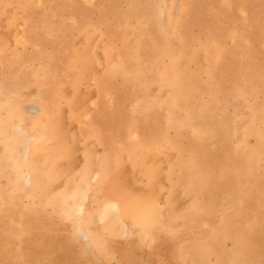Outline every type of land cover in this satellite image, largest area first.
Here are the masks:
<instances>
[{
    "label": "rangeland",
    "instance_id": "rangeland-1",
    "mask_svg": "<svg viewBox=\"0 0 264 264\" xmlns=\"http://www.w3.org/2000/svg\"><path fill=\"white\" fill-rule=\"evenodd\" d=\"M0 30V264H264V0H0Z\"/></svg>",
    "mask_w": 264,
    "mask_h": 264
},
{
    "label": "bare ground",
    "instance_id": "bare-ground-1",
    "mask_svg": "<svg viewBox=\"0 0 264 264\" xmlns=\"http://www.w3.org/2000/svg\"><path fill=\"white\" fill-rule=\"evenodd\" d=\"M36 2H38V1H36ZM136 2V1H135ZM19 3V2H18ZM39 3V2H38ZM42 3V2H41ZM136 4H138V3H136ZM21 5V4H20ZM37 5V4H36ZM22 6V5H21ZM31 6V5H30ZM29 6V7H30ZM40 6V5H39ZM38 7V6H37ZM133 7V6H132ZM23 8V7H22ZM35 8V7H34ZM100 8V7H99ZM63 9V8H62ZM70 9V8H69ZM13 10V9H12ZM23 10V9H22ZM129 12V11H128ZM18 13V12H17ZM174 14V13H173ZM10 17V16H9ZM101 17V16H100ZM99 17V18H100ZM110 17V16H109ZM4 19V18H3ZM18 20H19V18H17ZM83 19V18H82ZM6 20V19H5ZM126 20V19H125ZM87 22V21H86ZM117 22H118V19H117ZM21 23V22H20ZM22 24V23H21ZM48 24V23H47ZM88 24H90L89 22H88ZM165 24H167L166 22H165ZM45 25V24H44ZM72 25V24H71ZM86 25V24H85ZM84 25V26H85ZM170 25H172V24H170ZM84 26L82 27V28H84ZM101 25L99 24V27H100ZM117 26H118V24H117ZM124 26H125V24H124ZM25 27V26H24ZM87 27V26H86ZM85 27V29H87ZM89 27H91V26H89ZM97 27H98V25H97ZM96 27V28H97ZM115 27V26H114ZM63 28V27H62ZM101 28V27H100ZM22 29H24V28H22ZM44 29V28H43ZM139 29H142V27H140ZM168 29V28H167ZM171 29H172V27H171ZM21 30V29H20ZM30 30H32V29H30ZM46 30H47V28H46ZM97 30H99V29H97ZM126 30V29H125ZM4 31V30H3ZM25 31V30H24ZM23 31V32H24ZM82 31V30H81ZM85 30H83V32H84ZM89 31L91 32V31H93V29L92 30H90L89 29ZM88 31V32H89ZM0 32H2L1 30H0ZM22 32V30L20 31V33ZM29 32V31H28ZM57 32V31H56ZM167 32V31H166ZM5 33V32H4ZM3 33V34H4ZM15 33V32H14ZM60 33V32H59ZM147 33V32H146ZM168 33H170V32H168ZM13 34V33H12ZM90 34V33H89ZM6 35H7V33H6ZM22 35V34H21ZM21 35H19V37H20V39H23L24 37V35L22 36V38H21ZM163 35V34H162ZM1 36V35H0ZM3 36H5V34L3 35ZM8 36V35H7ZM7 36H5L6 37V43L7 42H10V40H11V38L9 37V39L7 38ZM88 35L86 34V37H87ZM4 37V38H5ZM19 37H18V39H19ZM111 37V36H110ZM165 38V37H164ZM19 39V40H20ZM86 39V38H85ZM95 39V38H94ZM4 39H3V37H1V39H0V43L3 41ZM9 40V41H8ZM83 40H84V38H83ZM93 40V39H92ZM167 40V39H166ZM24 41V42H23ZM22 42H21V40H20V42L22 43V44H26L27 42H26V40L24 39ZM99 42H101V41H99ZM11 43V42H10ZM86 43H88L87 41H86ZM247 43V42H246ZM7 44H9V43H7ZM77 44V43H76ZM95 44V43H94ZM96 44H97V41H96ZM159 44V43H158ZM79 45V44H78ZM98 45V44H97ZM36 47V46H35ZM92 47V46H91ZM97 47V46H96ZM39 48V47H38ZM81 48V47H80ZM37 49V48H36ZM94 50H95V48H93ZM92 49V50H93ZM97 49V48H96ZM104 49V48H103ZM111 49V48H110ZM109 49V50H110ZM111 51V52H110ZM109 52L110 53H113L112 52V50H110ZM204 51H206L207 52V49L205 50L204 49ZM98 52V51H97ZM136 52V51H135ZM94 53H95V51H94ZM94 53H91V54H94ZM110 53H108L107 55L110 57ZM115 53H117V52H115ZM4 54V53H3ZM96 55V54H95ZM114 55V54H113ZM113 55H112V57H113ZM115 56H118V54L117 55H115ZM136 56V55H135ZM49 57V56H48ZM93 57V56H92ZM119 57V56H118ZM132 57V56H131ZM111 58V57H110ZM126 58V57H125ZM101 59H103V58H101L100 57V59H99V61H101ZM95 60V59H94ZM135 60H137V59H135ZM74 61V60H73ZM118 61V59L116 60V62ZM115 62V61H114ZM99 63H101V64H103L102 62H99ZM21 64V63H20ZM75 64V63H74ZM97 64H98V62H97ZM122 64V63H121ZM121 64L119 63V65L121 66ZM100 65V64H99ZM110 65V64H109ZM112 65H113V63H112ZM101 66V65H100ZM133 66H136V62H135V64L133 65ZM8 61L7 60H5V62L3 63V76L5 75V77L8 79L9 78V76L10 75H8ZM29 67V66H28ZM102 67V66H101ZM206 67V66H205ZM25 68V67H24ZM27 68V67H26ZM115 68V67H114ZM121 68V67H120ZM130 68H132V67H130ZM104 69V68H103ZM111 69H112V66H111ZM134 69H135V67H134ZM22 70V69H21ZM96 71H98V70H96ZM96 71H95V73H96ZM133 71V70H132ZM167 71V70H166ZM99 72V71H98ZM103 71H101V73H102ZM90 75H92V71H91V74ZM131 75V74H130ZM96 77H97V75H95ZM113 76V75H112ZM38 77V76H37ZM36 78V77H35ZM100 79V78H99ZM4 81L6 80V79H3ZM68 80V79H67ZM93 79H91V81H92ZM136 81V80H135ZM90 82V81H89ZM94 82V81H93ZM2 83V82H1ZM5 83L6 82H3L2 84H0V95L2 94V93H7L12 87H11V85L9 84L8 86L7 85H5ZM37 85H41L42 83L41 82H39V81H37ZM91 83V82H90ZM89 83V84H90ZM8 84V83H7ZM137 84V83H136ZM43 85V84H42ZM91 85V84H90ZM135 85V84H134ZM93 86V85H92ZM121 86V85H120ZM133 89L135 88V87H132ZM62 89V88H61ZM94 89V88H93ZM17 90V87L15 86V91ZM57 90V89H56ZM55 90V91H56ZM139 89H137V91H136V94H138L137 92H139L138 91ZM140 91H142V89H140ZM92 91L90 90V93H91ZM241 92V91H240ZM89 93V94H90ZM135 93V92H134ZM170 93H171V91H170ZM44 94V93H43ZM92 94V93H91ZM90 94V95H91ZM45 95V94H44ZM84 95H86V94H84ZM166 96V95H165ZM37 97V96H36ZM35 97V99H37ZM89 97V96H88ZM87 97V98H88ZM83 98V97H82ZM3 99V98H2ZM13 99H14V97H13ZM15 100H17L16 98H15ZM88 100V99H87ZM86 100V101H87ZM94 100V99H93ZM12 101V100H11ZM11 101H8V99H3V100H0V105H2V106H4V107H6V108H8V107H10L11 108V106H13V103L11 102ZM37 101V100H36ZM44 101V102H43ZM89 101V100H88ZM84 102V101H83ZM82 102V103H83ZM16 103V102H15ZM19 103V102H18ZM42 111H44V112H49V110L47 109V103H46V100L45 99H43L42 98ZM137 103V102H136ZM9 104H11V106H9ZM74 104H76V101L74 100V101H71V110L73 111V110H76V108H74V107H72ZM139 104V103H138ZM18 105V104H17ZM19 106V105H18ZM17 106V107H18ZM122 106H123V104H122ZM20 107V106H19ZM64 107V106H63ZM83 107V106H82ZM82 107H79V109H81ZM139 107V106H138ZM64 108H66V107H64ZM64 108H63V110H64ZM86 108V107H85ZM159 109H161V108H159ZM158 109V110H159ZM58 110V109H57ZM59 110H61V109H59ZM82 110V109H81ZM90 110H92V109H90ZM11 111L12 112H14V113H18V114H20V113H22V111L19 109V108H11ZM24 111V110H23ZM68 111V110H67ZM83 111H84V109H83ZM87 111H89V109L87 110ZM87 111H85V113L87 112ZM51 113H53V112H51ZM57 113H59V111H56V112H54V114L56 115L55 116V119H57ZM81 113H83L82 111H81ZM168 113V112H167ZM215 113V112H214ZM60 114V113H59ZM67 114V113H66ZM65 114V115H66ZM88 115V114H87ZM87 115H85V117L87 116ZM243 115V114H242ZM14 116V115H13ZM13 116H11V117H13ZM28 116V115H27ZM67 116V115H66ZM70 116V115H69ZM89 117H90V114L88 115ZM244 116V115H243ZM41 117V116H40ZM43 117V116H42ZM84 117V116H83ZM238 117V116H237ZM21 118V117H20ZM28 118H29V116H28ZM69 118V117H68ZM71 118V117H70ZM170 118V117H169ZM172 118V117H171ZM24 119H25V117H24ZM31 119V118H30ZM29 119V120H30ZM42 120V124H43V129H44V131H43V134H39L38 133V131H37V137L40 135V136H42L39 140H41L42 141V144L44 143V142H48L49 140H50V132L51 131H53V128H55L54 127V121L53 120H51V118H50V116H49V119L47 118V120L46 121H43V118L41 119ZM67 120H69V119H67L66 118V120L65 121H67ZM84 121H85V119H83ZM235 120V119H234ZM233 120V121H234ZM19 121V120H18ZM64 121V122H65ZM167 121V120H166ZM16 122V121H15ZM25 122H27V121H25ZM56 122H57V120H56ZM59 122H60V120H59ZM135 122H137V121H135ZM167 123V122H166ZM32 124V125H31ZM31 124H30V128L32 129L33 128V126L35 125V124H37V123H35V120H33L32 119V121H31ZM11 125V124H10ZM14 125V124H13ZM12 125V126H13ZM22 125V124H21ZM38 125H41V121H40V123H38ZM61 125V124H60ZM60 125H58V126H60ZM89 125V124H88ZM175 125H176V123H175ZM23 126V125H22ZM22 126H20L19 127V129L20 130H25V133H26V131H29V129H28V127H26V128H23ZM62 127V126H61ZM132 128H133V126H131ZM74 128V127H73ZM135 128V127H134ZM18 129V128H17ZM16 129V130H17ZM56 129V128H55ZM58 129V128H57ZM96 129V128H95ZM131 129V128H130ZM6 130V129H5ZM33 130V129H32ZM31 130V131H32ZM73 130V129H72ZM15 131V130H14ZM56 131V130H55ZM74 131V130H73ZM75 131H76V129H75ZM133 131H135L136 132V130H133ZM4 132H6V131H4ZM131 133H133V132H131ZM195 133V132H194ZM235 133V132H234ZM18 134V133H17ZM35 134H36V132H35ZM78 134V133H77ZM202 134V133H201ZM74 136V135H73ZM133 136V135H132ZM132 136H131V138H132ZM30 137H32V136H30ZM29 137V138H30ZM34 137V136H33ZM36 137V138H37ZM75 137V136H74ZM134 137V136H133ZM57 138V137H56ZM138 138V137H137ZM19 140H21V139H19ZM137 140V139H136ZM36 141V140H35ZM57 141V140H56ZM147 141V140H146ZM18 142V141H17ZM22 142H23V140H22ZM22 142H20V143H22ZM28 143V142H27ZM34 143V142H33ZM23 145V144H22ZM25 145H27V144H25ZM54 145V144H53ZM20 147V146H19ZM28 147V146H27ZM40 147V146H39ZM52 147V146H51ZM25 148V147H24ZM34 148V147H33ZM180 148V147H179ZM51 149V148H50ZM39 150V149H38ZM92 149L90 148V151H91ZM95 150V149H94ZM20 151V150H19ZM25 151V150H24ZM169 151V150H168ZM176 151V150H175ZM22 152V151H21ZM49 152H51V151H49ZM92 152V151H91ZM163 152H166V151H163ZM39 153H41V152H39ZM43 153V152H42ZM92 153H94V152H92ZM101 153V152H100ZM19 154H20V152H19ZM23 154H25V153H23ZM34 154V153H33ZM36 154V153H35ZM124 154V153H123ZM147 154H149V153H147ZM163 154V153H162ZM32 155V154H31ZM43 155V154H42ZM85 155H86V158H88V159H90L91 157L89 156V153H88V151H87V149H85ZM25 156V155H24ZM33 156V155H32ZM93 156H94V154H93ZM158 156V155H157ZM162 156H164V155H162ZM21 157V156H20ZM125 157V156H124ZM152 157H155L154 156V154H153V156ZM165 158V157H164ZM22 159V158H21ZM34 159V158H33ZM42 160V159H41ZM72 160V159H71ZM36 161V160H35ZM70 161V160H69ZM74 162H75V159L73 160ZM95 161V159L93 160V162ZM99 161V160H98ZM139 161V160H138ZM21 162H22V160H21ZM26 162V161H25ZM37 162V161H36ZM84 162V161H83ZM129 162V161H128ZM20 163V162H19ZM162 163V162H161ZM160 163V164H161ZM21 164V163H20ZM27 164H28V162H27ZM36 164V163H35ZM96 164H97V162H96ZM159 164V165H160ZM29 165V164H28ZM163 165V164H162ZM32 166V165H31ZM61 166V165H60ZM89 166V165H88ZM94 166H96V165H94ZM131 167V166H130ZM164 167V166H163ZM166 167V166H165ZM125 168V167H124ZM33 169V168H32ZM123 169V168H122ZM163 169L164 168H162V171H163ZM140 170V169H139ZM30 171V170H29ZM39 171V170H38ZM95 171H96V169H95ZM161 171V170H160ZM165 171H167V170H165ZM164 171V172H165ZM85 172V171H84ZM96 173V172H95ZM161 174H162V172H161ZM167 175V174H166ZM27 177L26 178H28L29 179V182L31 183L32 182V179L31 178H35V179H37V176L36 175H32L30 172H28V174L26 175ZM78 176V175H77ZM163 176H165V174H162V176L161 177H159V179H160V181H161V183L163 182V183H166V182H164L166 179H165V177H164V179L163 180H161L162 178H163ZM85 177V176H84ZM99 177V176H98ZM25 178V179H26ZM24 179V180H25ZM97 179V178H96ZM98 180V179H97ZM158 180V179H157ZM23 181V180H22ZM61 181H63L64 182V180H61ZM34 182V181H33ZM58 182H59V180H58ZM157 182H159V181H156V183ZM25 183V182H24ZM28 183V182H27ZM121 183H123V182H121ZM31 185V184H30ZM64 185H65V183H64ZM151 185V184H150ZM156 184H154V186H155ZM164 185V184H163ZM162 184L160 185V187H162L163 186ZM33 186V185H32ZM29 187V186H28ZM27 187V188H28ZM164 187V186H163ZM166 189H167V183H166ZM165 187H164V189H163V191H165L166 189H165ZM32 188V187H31ZM95 188V187H94ZM152 188V187H151ZM150 190V189H149ZM162 190V189H161ZM96 191V190H95ZM80 191H79V188L77 189V188H75L74 190H72L71 189V194H75V199L72 201V202H76L75 200H78L79 198H80V196L78 195V193H79ZM88 193V192H87ZM93 193V192H92ZM148 193V192H147ZM94 194V193H93ZM96 194V193H95ZM163 195V194H162ZM92 196V195H91ZM95 196V195H94ZM85 199H86V194H85ZM189 198V197H188ZM97 199V198H96ZM150 199V198H149ZM97 201V200H96ZM137 201V200H136ZM139 201V200H138ZM140 201H142V200H140ZM86 202H87V200H86ZM143 202V201H142ZM147 202H148V200H147ZM150 202V201H149ZM97 202H95V204H96ZM101 203H103V202H101ZM100 203V204H101ZM112 203V202H111ZM144 203H146V202H144ZM151 203V202H150ZM179 203V202H178ZM100 204H99V206H100ZM91 205V204H90ZM89 205V206H90ZM135 205V204H134ZM93 206V205H92ZM92 206H91V208H92ZM95 206V205H94ZM148 206V205H147ZM82 208H83V206H81ZM112 207L116 210V212H117V210L119 209L118 208V205H117V203H114L113 205H112ZM145 209V208H144ZM151 209V208H150ZM80 210V209H79ZM106 210V209H105ZM155 210V209H154ZM152 211V210H151ZM131 212V211H130ZM156 212V211H155ZM88 213V212H87ZM144 213V212H143ZM118 214V213H117ZM123 214V213H122ZM127 214V213H126ZM133 214V213H132ZM137 214V213H136ZM99 215L102 217V219H103V215H101L100 213H99ZM133 216H135V215H133ZM115 218V217H114ZM125 222L127 221V220H124ZM117 223V222H116ZM134 223V222H133ZM132 225H134V224H132ZM186 226H187V224H186ZM119 228V227H118ZM133 229H134V227H133ZM181 230V229H180ZM206 230V229H205ZM80 232H81V230H79ZM84 231L85 232H83V233H85L87 236V240L90 242V244H92L93 243V245H94V242H96V236H92V234H91V232L93 231V229H90V228H86V227H84ZM179 231V230H178ZM103 232V231H102ZM202 232V231H201ZM194 234L195 233H193V236H194ZM199 234V233H198ZM197 234V235H198ZM176 235V234H175ZM196 236V235H195ZM103 237H105V236H103ZM123 237V236H122ZM106 238V237H105ZM190 238V237H189ZM194 238V237H193ZM106 239H108V237L106 238ZM155 239V238H154ZM128 240V239H127ZM182 240V239H181ZM97 241H100V239H98ZM159 244V243H158ZM189 244V243H188ZM149 245V244H148ZM99 246V245H98ZM106 246V245H105ZM148 247V246H147ZM95 248V247H94ZM98 248V247H97ZM157 248V247H156ZM159 251V250H158ZM165 252H166V250H165ZM106 253V252H105ZM170 253V252H169ZM172 255V254H171ZM107 256V255H106ZM155 256V255H154ZM167 256V255H166ZM161 257V256H160ZM171 257V256H170ZM173 257V256H172ZM156 258V257H155ZM166 259V258H165ZM171 264V263H170Z\"/></svg>",
    "mask_w": 264,
    "mask_h": 264
},
{
    "label": "crops",
    "instance_id": "crops-1",
    "mask_svg": "<svg viewBox=\"0 0 264 264\" xmlns=\"http://www.w3.org/2000/svg\"><path fill=\"white\" fill-rule=\"evenodd\" d=\"M9 66H10V65L8 64V67H7V68H8V70H7V71H8V75H10V76H11V71H10V69H9ZM43 99H44V98H43ZM45 100H46V99H45ZM46 101H47V100H46ZM41 102H42V101H41ZM43 102H44V101H43ZM47 103H49V102L47 101ZM41 105H42V104H41ZM39 110H40V111H42V107H40V109H39ZM42 112H43V111H42ZM51 112H53V113H54V112H56V111H54V110H53V111H51ZM72 112H73V113H77V112H79V111H77V110H73V111H71V113H72ZM101 141H102V140H101Z\"/></svg>",
    "mask_w": 264,
    "mask_h": 264
}]
</instances>
